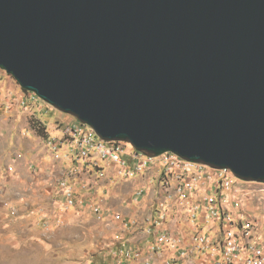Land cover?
Wrapping results in <instances>:
<instances>
[{"label": "water", "instance_id": "water-1", "mask_svg": "<svg viewBox=\"0 0 264 264\" xmlns=\"http://www.w3.org/2000/svg\"><path fill=\"white\" fill-rule=\"evenodd\" d=\"M0 69L105 141L264 183V0H0Z\"/></svg>", "mask_w": 264, "mask_h": 264}, {"label": "rangeland", "instance_id": "rangeland-1", "mask_svg": "<svg viewBox=\"0 0 264 264\" xmlns=\"http://www.w3.org/2000/svg\"><path fill=\"white\" fill-rule=\"evenodd\" d=\"M9 84L14 89L22 90L12 76L0 69L1 98L7 96L5 87ZM39 105L43 107L40 112ZM12 109L8 110L4 106L0 108V264H138L118 260L111 251L112 248L115 251L123 242L129 246V242H125L127 236H121L123 231L117 226H123L131 220L138 221L135 226H142L140 219L153 210L151 204L157 199L158 189L155 193L151 186V191L142 197L147 202L148 211L138 217L130 216L123 206L132 193V184L116 175L104 176L102 181L94 185V191L99 197H104V210L118 214L120 219H99L91 213L88 200L79 212L65 208L61 198H47L42 186L44 179L39 173L44 166L36 164L30 157L34 156L37 145H45L49 137H60L63 128L76 118L40 99L31 107L21 105ZM39 123L48 128L50 133L38 128L37 133L34 126ZM18 154L23 156L21 168L18 167L16 172L9 171L13 161L18 160ZM77 166L74 175H68L67 170L63 174L57 173L60 175L54 178L57 180L54 181L53 189L57 181L66 178L73 185L82 186L86 175ZM241 185L250 191L242 203L241 211L255 220L264 235V186L250 182ZM175 216L187 223L185 210L179 209L175 215L171 213L172 224ZM171 255L166 252L155 256L154 264L163 263ZM189 259L192 264H199L196 256L190 255Z\"/></svg>", "mask_w": 264, "mask_h": 264}, {"label": "built area", "instance_id": "built-area-1", "mask_svg": "<svg viewBox=\"0 0 264 264\" xmlns=\"http://www.w3.org/2000/svg\"><path fill=\"white\" fill-rule=\"evenodd\" d=\"M26 93L32 99H38L33 93ZM3 106L11 109V103L0 97V108ZM45 145L55 161L60 160V152L66 148V158L89 160L96 166L98 162L109 167L113 165L115 175L123 181L143 176L150 170L156 171L158 196L153 210L141 220L146 233L155 234L154 239L145 249L131 248L124 242L115 251L112 248L118 260L154 264L155 256L169 252L172 257L159 264H192L189 258L193 253L203 256L205 264H264V235L255 220L241 211L242 203L250 192L241 183L263 186L264 183L243 181L229 169L191 162L173 153L154 156L137 151L126 141H105L77 119L63 128L60 137L47 138ZM8 170L13 172V167ZM99 173L103 175L102 171ZM53 191L63 200L65 208L81 210L88 200L91 213L99 219H120L118 214L104 210V197L97 196L94 188L87 183L77 187L68 178L61 179L56 182ZM143 194L144 189L139 188L134 197L137 199ZM172 204L181 211L185 210L186 222L191 226H198L197 222L201 220L207 226H218V233L208 236L197 232L192 238L193 247L190 250L184 248L180 238L161 230L170 216ZM137 224L138 221L131 220L125 222L123 228L126 230L128 226Z\"/></svg>", "mask_w": 264, "mask_h": 264}, {"label": "crops", "instance_id": "crops-1", "mask_svg": "<svg viewBox=\"0 0 264 264\" xmlns=\"http://www.w3.org/2000/svg\"><path fill=\"white\" fill-rule=\"evenodd\" d=\"M5 89H6L5 93L7 96H4L3 98L5 102L11 103V109L13 108L12 110H14L15 107H18L21 105H27L28 107H31L37 104L38 99H32V97H30L29 94L24 92L23 90L14 89V87L12 88V85L10 84L8 85V87L6 86ZM7 92L9 95L14 96V98L13 99L10 98ZM38 107H39L38 110L40 112V110L43 107L41 105H39ZM37 128L38 130H41V131L45 129L46 131L45 133H50L48 128H44V126H42L40 123L34 126L35 131L38 133ZM55 134L57 135V131ZM44 136H46V134ZM38 137L40 139L41 136L39 135ZM42 145L43 144L37 145L34 156L32 155L30 159H33L36 162V164L44 166V168L41 169L39 173L43 176V179H44L42 186L44 185L47 198H50L51 196L53 199H59V197L56 196L53 191V184L55 183L54 181L57 180L54 178L58 177L60 174H63L66 170H67L68 175H70V173L74 175L73 170H75L76 164H78L77 167L79 168V170H83V172H85L86 177L84 179V182L92 186L94 189H95L94 185L97 184V181H102L104 176L110 177L111 175H115L114 173L115 167L113 165L109 167L105 165V163L98 162V165L96 166L93 164V162H89V160L80 161V160H77L75 157H72L70 159L64 157L65 154L67 153L66 148L62 149L61 151L62 157L60 158V160L55 161L53 159L51 152L47 148V146L46 145L42 146ZM18 155L19 156L16 158V160L18 159L19 161L14 160L13 165H11V167H13V171L15 172L18 170V167L21 166L22 160H23V156L21 154H18ZM99 171H102V174H103L102 176L99 175L100 174ZM57 173H60V174L57 175ZM155 174H156L155 170H150L148 173H146L143 176H139L134 179L126 181V183H131L132 188H133L130 197H127V199L124 201L125 204L123 206V208L128 213H130V216L137 215L136 217H138V215L149 210V208H147L148 206L146 204L147 202H145L142 197H144L147 192L151 191V186H152V189L154 188V192H156L157 179L155 178ZM76 182H79V181L76 179ZM139 188L144 189V194L141 197H138L137 199H135L134 197L135 192ZM96 193L97 192L95 191V194ZM139 198H142V199L138 200ZM153 204L154 203H152L151 206H153ZM178 210L179 209L175 205L172 204L170 208V212H169L170 216L167 219V221L163 224L161 230L167 231L173 236L180 238L184 248L187 247L190 250L191 247H193L192 238H193V235L197 232H201L208 236H214L216 233H218V230H219L218 226H215V225L207 226L204 223H202L201 220L197 222L198 226H191V224H189L188 222L187 223L181 222L180 221L181 218L178 216H175V222L174 224H172L171 223V213L173 215H175L176 213L178 214ZM175 223L177 224L175 225ZM117 229H121L123 231L122 236L124 238H125V235L127 236V240L125 242H129V247L136 248V249H145L147 244L151 242L155 236L154 233L147 234L144 226H130V227L128 226L126 230L123 228V226H117ZM193 255L196 256V261H198L199 264H205V260L203 256L197 253H193Z\"/></svg>", "mask_w": 264, "mask_h": 264}, {"label": "trees", "instance_id": "trees-1", "mask_svg": "<svg viewBox=\"0 0 264 264\" xmlns=\"http://www.w3.org/2000/svg\"><path fill=\"white\" fill-rule=\"evenodd\" d=\"M24 92H26L25 90H23Z\"/></svg>", "mask_w": 264, "mask_h": 264}]
</instances>
